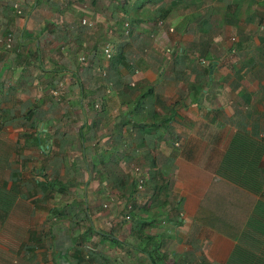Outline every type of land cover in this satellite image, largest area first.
I'll return each instance as SVG.
<instances>
[{
	"label": "crops",
	"instance_id": "0c3cea01",
	"mask_svg": "<svg viewBox=\"0 0 264 264\" xmlns=\"http://www.w3.org/2000/svg\"><path fill=\"white\" fill-rule=\"evenodd\" d=\"M89 2L0 0V264H264V0L151 4L185 14L135 26L158 44L123 48L121 90L101 72L120 28ZM162 45L186 57L169 68ZM238 132L252 164L220 169Z\"/></svg>",
	"mask_w": 264,
	"mask_h": 264
},
{
	"label": "trees",
	"instance_id": "16d2710c",
	"mask_svg": "<svg viewBox=\"0 0 264 264\" xmlns=\"http://www.w3.org/2000/svg\"><path fill=\"white\" fill-rule=\"evenodd\" d=\"M110 1H112L113 5L108 7L109 10H107L108 15L106 16V19H108V21H111V22H114L115 20L116 22L115 24L117 28H120L119 29L120 35L122 31L123 22H127L129 24V28L124 29V32H126V36L123 37L121 35L120 43L114 46L113 55L108 61V65L106 66L104 71L102 70L101 72L104 73L103 76L105 77V86L110 84V88H114L115 90H119V89L121 90L124 87L128 88L129 83H130V76L133 75L134 73V67H132L131 61L128 60L127 58L128 55L124 53L123 48L129 45L131 47L133 46L138 47L142 51L146 47L145 49H146V52L148 53L150 49L149 44H152V41L154 40V37L157 34V32L154 29L144 31L143 34L141 32L136 33L134 31L135 26L142 23L143 21L145 22L150 21L152 25L155 24L157 21H159L160 23H163L166 15L169 12V9L173 6L169 5V6H166L165 8L159 7L152 13H148V11L146 10L144 11V7L146 6V4H156L157 2H161L162 0H110ZM89 4L92 8V11L103 12L102 11L103 7L97 0H90ZM20 14L22 15L21 10H20ZM201 24L203 23L201 22ZM156 30H159V29H156ZM185 57L186 55L183 52H177V51L168 52L167 51V57H166L167 59L166 60L164 59L163 61L165 65L169 66V68H174L176 67L177 63H180L179 61L183 60ZM88 104H89V107L93 109V103L89 102ZM138 107L140 106L135 104L134 108L132 109L137 110ZM247 146L248 145H247L246 135L243 134L242 132L236 133L232 141L230 142V145L224 155V158L222 159V162L220 164V169L221 168L228 169V171L231 172L234 170L235 167H239L240 169H243L247 166L246 164H252V162H248V161L250 158L249 153L254 151L253 150L254 148L253 149L248 148ZM217 178L219 177L216 176L215 179ZM144 180H145V177H144ZM133 190L135 193H137L134 185H133ZM244 190L252 193V195L253 194L256 195L258 192V188L254 186V183L250 184L248 190L247 189H244ZM208 191L205 194V196H207ZM134 195L136 194L133 193V196L132 194H130L129 198L123 205L124 210L127 209V207L129 206L128 212L130 213V217H131V213L133 209V206H132L133 203L130 199L131 198L133 199ZM201 206L202 207L199 208V213L204 212V214L206 215L210 213L214 217V214L211 212L212 207L207 210L206 208H204L205 205L203 206V204H201ZM207 206L210 207L211 204ZM60 214L61 212H58V215ZM210 218L211 220L214 219L212 217ZM239 251H240L239 247H236L234 249V251L230 254V257H229L230 261L233 260V258L239 253ZM77 262L81 264L82 260H78Z\"/></svg>",
	"mask_w": 264,
	"mask_h": 264
},
{
	"label": "rangeland",
	"instance_id": "374dc122",
	"mask_svg": "<svg viewBox=\"0 0 264 264\" xmlns=\"http://www.w3.org/2000/svg\"><path fill=\"white\" fill-rule=\"evenodd\" d=\"M101 5H102V7H103V9H102V11L103 12H98L99 13V15H101L102 17V19H105L106 18V16H107V14H108V12H107V10H109L108 9V7L109 6H111V5H113V3H112V1H110V0H97ZM12 6V5H11ZM149 7H152V8H154L155 7V5H151V4H148V5H146L145 7H144V11L146 10V9H148ZM51 9H53V7H49V8H46V10L47 11H50ZM104 10H106V11H104ZM146 11H148V10H146ZM185 13H182V14H179L178 12H170V15H168L167 16V18L166 19H164V21H163V23H160L159 21V28L158 29H164V27L165 26H167L166 24H168V22H171V21H174V20H179V18L181 17V16H183ZM22 16H24L23 15V13H22V15L21 16H18V17H20V18H23ZM143 25H146L148 28L149 27H151V24H148V23H143ZM157 35L154 37V40L152 41V45L151 46H155L156 45V43L158 44V39H157ZM162 38V37H161ZM158 48V47H157ZM158 49H160V50H158L159 52H160V57L161 58H159V59H161L162 61L164 60V59H162L164 56H166L167 55V49H165V46L164 45H162L161 46V48H158ZM149 57L150 58H154L155 57V55L151 52L150 53V55H149ZM61 88V81L59 82V84H58V86H57V88L56 89H52L51 91L52 92H54V93H51V95L52 96H56L57 95V89H60ZM123 102H125V100L124 99H126V98H124V97H121L120 98ZM94 108H96V106H94ZM99 109V106L96 108V110H98ZM136 167V166H135Z\"/></svg>",
	"mask_w": 264,
	"mask_h": 264
},
{
	"label": "built area",
	"instance_id": "2783aa9c",
	"mask_svg": "<svg viewBox=\"0 0 264 264\" xmlns=\"http://www.w3.org/2000/svg\"><path fill=\"white\" fill-rule=\"evenodd\" d=\"M12 12L15 16H21L20 14V6L17 2L13 3L11 6ZM20 18V17H19ZM23 19V18H22ZM82 23H85L84 21H82ZM157 27L159 26V22H157L156 24ZM260 29H262V27H260ZM11 43H12V34L11 33H7L2 41V44L4 45V48H6L7 50H9L11 48ZM103 55L106 59H108L110 57V49L108 47H106L103 50ZM83 60V58L81 59ZM102 75H104V73L102 72ZM54 93L52 91H50V94ZM261 142L264 144V136H261L260 138ZM175 146H177V144H175ZM135 175H134V186H135V190H136V194H140V191H142L143 189V185H144V177L143 175L140 173V171L138 170V168H134L133 169ZM129 210V206L127 207V209L124 210V215H123V221L127 222L130 220V213L128 212Z\"/></svg>",
	"mask_w": 264,
	"mask_h": 264
},
{
	"label": "clouds",
	"instance_id": "9594fccd",
	"mask_svg": "<svg viewBox=\"0 0 264 264\" xmlns=\"http://www.w3.org/2000/svg\"><path fill=\"white\" fill-rule=\"evenodd\" d=\"M15 3V2H14ZM13 3H11V5H12ZM19 4V3H18ZM20 6V5H19ZM15 16V15H14ZM158 22V21H157ZM157 22L154 24V26H155V28L156 29H158L157 28V26H156V24H157ZM82 25H84V23H82ZM260 27H262V29H260ZM125 28H129V24L127 23V22H123V24H122V31H121V35L123 36V37H125L126 36V32H124V29ZM259 30H260V32L261 31H263V26H259ZM168 32H172V30H170V29H168ZM8 33H11L12 34V32H8ZM12 39H13V35H12ZM4 46V45H3ZM106 47H108L109 49H110V57H111V53H112V46H111V44H105L103 47H102V49H101V53L103 54V50L106 48ZM110 57L108 58V59H110ZM108 59H106V60H108ZM197 60L200 62V63H203V59H201V58H197ZM199 63V64H200Z\"/></svg>",
	"mask_w": 264,
	"mask_h": 264
}]
</instances>
